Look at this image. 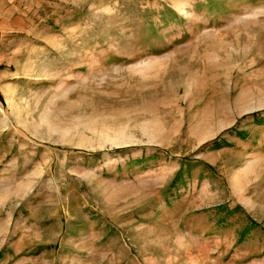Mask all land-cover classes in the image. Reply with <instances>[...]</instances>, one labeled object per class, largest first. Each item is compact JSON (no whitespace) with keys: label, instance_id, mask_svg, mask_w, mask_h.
Here are the masks:
<instances>
[{"label":"rangeland","instance_id":"1","mask_svg":"<svg viewBox=\"0 0 264 264\" xmlns=\"http://www.w3.org/2000/svg\"><path fill=\"white\" fill-rule=\"evenodd\" d=\"M26 5L0 41V264H264V0Z\"/></svg>","mask_w":264,"mask_h":264},{"label":"crops","instance_id":"2","mask_svg":"<svg viewBox=\"0 0 264 264\" xmlns=\"http://www.w3.org/2000/svg\"><path fill=\"white\" fill-rule=\"evenodd\" d=\"M27 0H0V41L11 32L14 24H21L26 17L24 12L28 8ZM25 10V11H23ZM23 23V22H22Z\"/></svg>","mask_w":264,"mask_h":264},{"label":"trees","instance_id":"3","mask_svg":"<svg viewBox=\"0 0 264 264\" xmlns=\"http://www.w3.org/2000/svg\"><path fill=\"white\" fill-rule=\"evenodd\" d=\"M0 100L3 101V97H2V95H1V92H0ZM214 144H215L214 147H213L214 149H220V148L224 147V144H220V143H218V142H215ZM182 173H183V169H181V170L178 172L177 177H176V179L174 180V183L177 181V179H178V181L181 179V177H182Z\"/></svg>","mask_w":264,"mask_h":264}]
</instances>
